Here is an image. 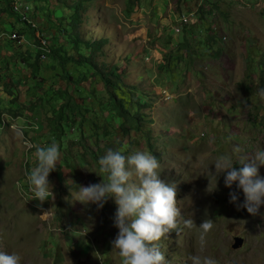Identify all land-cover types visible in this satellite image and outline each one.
Listing matches in <instances>:
<instances>
[{
    "label": "rangeland",
    "instance_id": "rangeland-1",
    "mask_svg": "<svg viewBox=\"0 0 264 264\" xmlns=\"http://www.w3.org/2000/svg\"><path fill=\"white\" fill-rule=\"evenodd\" d=\"M200 1L205 5L199 16L189 9L193 0H87L82 35L107 39L99 59L120 68L129 87L117 95L126 105L131 102L130 111L135 106L142 113L140 130L131 127L128 135L108 104L107 91L90 78L80 84L81 93L75 92L87 109L82 134L72 129L67 141L50 140L47 109L54 102L35 99L41 92L29 70L5 68L9 58L3 52L0 75L13 93L0 91V251L18 252L22 264H121L110 243L118 231L113 200L100 209L75 200L79 186L101 182L97 161L112 148L125 155L152 154L160 178L175 185L181 214L177 227L155 242L167 264H190L191 255L214 257L218 264H264V205L249 214L242 207V190L235 183L225 187L223 173L217 179L213 175L216 158L231 154L234 145L241 155L264 147V98L259 95L264 88V0ZM29 2L30 17L44 31L40 34L49 45H60L52 24L66 25L68 8L57 0ZM192 11L181 20V14ZM10 18L0 20L1 51L16 37L31 44L25 24ZM179 41L186 42L187 52ZM14 47L20 48L18 42ZM64 47L72 51L68 42ZM75 67L67 65L79 78L86 68ZM40 68L39 75L47 79L43 92L52 94L56 62L43 55ZM80 135L89 146L85 156L77 145ZM53 142L61 153L48 177L53 196L40 202L32 199L25 173L35 166V147ZM258 172L264 177V166ZM229 192L236 193L235 203L229 202ZM202 222L212 225L206 233ZM234 236L243 237L236 249L231 248Z\"/></svg>",
    "mask_w": 264,
    "mask_h": 264
},
{
    "label": "clouds",
    "instance_id": "clouds-1",
    "mask_svg": "<svg viewBox=\"0 0 264 264\" xmlns=\"http://www.w3.org/2000/svg\"><path fill=\"white\" fill-rule=\"evenodd\" d=\"M259 95L264 98V88L259 89ZM240 153L241 149L234 145L231 154L217 157L213 163V175L217 179L223 173L225 187L231 188L235 183L243 192L242 207L255 215L264 205V177L258 172V168L264 166V147L251 155ZM60 155L54 142L35 147V166L25 173L32 199L43 202L53 196L48 177L56 169ZM97 163L99 173L103 174L99 175L101 182L79 186L75 200L95 204L97 209L102 208L109 198L113 200L116 205L113 224L118 231L110 243L118 251L121 264H167L164 253L155 242L177 227L181 214L175 199V185L160 178L157 158L147 152L135 151L125 155L119 149L109 148ZM234 164L238 166L234 167ZM236 201V193L229 192V202ZM211 227L210 222L201 223L205 233ZM200 246H204L203 236ZM188 259L190 264H218L209 256L191 255ZM0 264H22V256L16 251H0Z\"/></svg>",
    "mask_w": 264,
    "mask_h": 264
},
{
    "label": "trees",
    "instance_id": "trees-1",
    "mask_svg": "<svg viewBox=\"0 0 264 264\" xmlns=\"http://www.w3.org/2000/svg\"><path fill=\"white\" fill-rule=\"evenodd\" d=\"M0 2V20L3 21L7 18L9 20L11 17L15 18V21L24 23V32L29 33V38L31 40V44L27 45L20 37H16V41L9 42L10 48L7 51L0 50V60H2L3 52H5V54L8 53L7 56L9 60L5 68L14 70L13 67L15 66L20 70H29V78L34 82L36 89L41 92L39 95L35 96V99H39V102L43 103L46 101L48 103L54 102L53 105L47 109L49 115L47 116L48 119L46 123L49 127L48 137L50 140L55 138L59 141H67L69 137L65 138V136L68 132L70 133L72 129H77V131L82 134V126L85 122L87 109L77 101L80 95H75V92L81 93L80 84L90 80V78H96L107 91L108 104L115 110L116 115L122 119L120 127L124 135L129 134V129L131 127L136 131L140 130L142 121L140 107L134 106L133 110L130 111L128 107L131 102L129 101V104L126 105L123 99L117 95V93L129 87L123 80L122 71L117 65H107L104 61H100L105 54L104 47L107 44V39L104 37L96 38L94 36L84 37L82 35V30L79 25H81L83 21V13L87 11V0H70L69 2L68 0H57L63 7L68 8L70 13V19L66 25L60 22H57L56 25L51 23L57 27L55 34L57 37H54V39L60 44L58 46L54 44L49 45V40L47 42L46 39H43L45 41L44 44L40 43L41 38H44L40 32L44 33V31L32 27L27 20L23 19L18 12L13 10L11 7V0H0ZM204 5L205 4L201 1L198 2V0H193L189 9L194 8L195 12L200 16L203 14ZM210 6L216 7V2H210ZM45 28H48V25L45 26ZM37 30L39 31V37L36 35ZM16 42H18L20 47L17 50L13 49L15 48L14 43ZM64 42H68L71 45L72 51L64 47ZM179 42V48L180 46H184L183 50L187 52L188 45L186 42ZM43 55L48 59L54 60L58 68L53 72L54 75L57 76L55 81L57 88H50L52 94H49L47 91L45 93L43 92V86L47 79L39 75ZM218 55L219 50L216 56ZM68 64L76 66L74 68L75 71L78 70V66L85 67L86 71H81L82 75L78 78L77 75L71 74L68 71ZM1 68L2 67H0V69ZM2 77L3 76L0 75V91L11 95L13 92L6 84L5 79L2 80ZM18 85L20 84L18 83ZM29 86L26 87V89L29 88ZM130 87L132 89L136 88L135 86ZM90 92H92L91 89ZM98 103H100V101ZM133 104L139 105L137 101H134ZM36 105L37 104H34L32 107ZM76 138L77 145L81 150V155H84V153L88 151L89 146L83 135L77 136ZM146 139L149 141L148 136Z\"/></svg>",
    "mask_w": 264,
    "mask_h": 264
},
{
    "label": "built area",
    "instance_id": "built-area-1",
    "mask_svg": "<svg viewBox=\"0 0 264 264\" xmlns=\"http://www.w3.org/2000/svg\"><path fill=\"white\" fill-rule=\"evenodd\" d=\"M29 3V0L27 1V4L20 2L19 0H11V7L13 10L18 12L23 19L27 20V22L30 23L32 27H36L37 29V23L30 17L31 8ZM194 13L195 12L192 11L187 16L185 14H181L180 18L181 20H185L186 17L192 16ZM175 30L178 31V29ZM36 35L38 36V30L36 31ZM40 43L44 44L45 41L41 38Z\"/></svg>",
    "mask_w": 264,
    "mask_h": 264
},
{
    "label": "water",
    "instance_id": "water-1",
    "mask_svg": "<svg viewBox=\"0 0 264 264\" xmlns=\"http://www.w3.org/2000/svg\"><path fill=\"white\" fill-rule=\"evenodd\" d=\"M243 243V237L241 236H234L233 237V242L231 244V248L232 249H236L238 247H240Z\"/></svg>",
    "mask_w": 264,
    "mask_h": 264
}]
</instances>
